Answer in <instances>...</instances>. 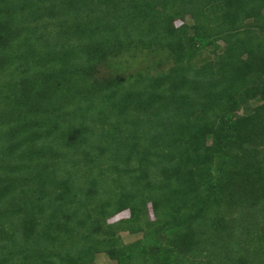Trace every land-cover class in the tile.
<instances>
[{
	"label": "trees",
	"instance_id": "obj_1",
	"mask_svg": "<svg viewBox=\"0 0 264 264\" xmlns=\"http://www.w3.org/2000/svg\"><path fill=\"white\" fill-rule=\"evenodd\" d=\"M99 254L264 264V0H0V264Z\"/></svg>",
	"mask_w": 264,
	"mask_h": 264
},
{
	"label": "rangeland",
	"instance_id": "obj_2",
	"mask_svg": "<svg viewBox=\"0 0 264 264\" xmlns=\"http://www.w3.org/2000/svg\"><path fill=\"white\" fill-rule=\"evenodd\" d=\"M186 22H190L189 18H186ZM180 22H177L179 25ZM126 57V59H125ZM124 58L120 59L121 65L126 69V72L135 73L137 71H151L154 72L157 69L167 68L170 64L168 57L165 54H148L147 52H143L138 54L135 58H130L125 56ZM126 60V61H125ZM125 72V70H124ZM129 216L127 211L122 212L115 217L110 219V222H115L118 220L126 219ZM120 236L124 243H130L139 238V235H130L127 232H121ZM93 264H115L111 261L106 255L99 254L96 256Z\"/></svg>",
	"mask_w": 264,
	"mask_h": 264
}]
</instances>
